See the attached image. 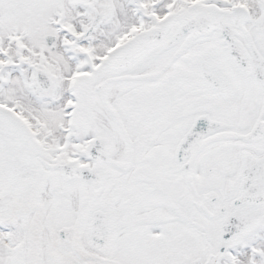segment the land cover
I'll list each match as a JSON object with an SVG mask.
<instances>
[{
    "label": "snow or ice",
    "instance_id": "obj_1",
    "mask_svg": "<svg viewBox=\"0 0 264 264\" xmlns=\"http://www.w3.org/2000/svg\"><path fill=\"white\" fill-rule=\"evenodd\" d=\"M0 264H264V0H0Z\"/></svg>",
    "mask_w": 264,
    "mask_h": 264
}]
</instances>
